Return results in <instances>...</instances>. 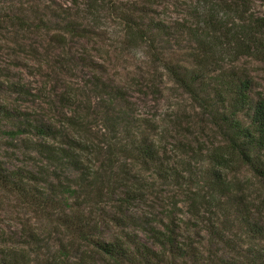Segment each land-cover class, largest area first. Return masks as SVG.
Segmentation results:
<instances>
[{"label":"trees","instance_id":"16d2710c","mask_svg":"<svg viewBox=\"0 0 264 264\" xmlns=\"http://www.w3.org/2000/svg\"><path fill=\"white\" fill-rule=\"evenodd\" d=\"M18 1L17 11L5 16L9 27L20 26L28 34L42 29L52 40L99 36L123 54L139 58L142 65L161 69L196 102L200 115L221 138L218 149L223 153L213 156L219 168L235 158L264 179V97L256 92L247 69L238 65L244 58L264 63V18L255 9V3L264 6V0H194V14L179 23L157 15V0L133 6L109 2L101 8L106 21L88 30L82 22L95 14H84L87 8L83 14L47 8L54 18L49 26L47 14H37L39 0ZM95 80L75 86L62 98L63 107L77 110L52 120L59 126L0 103V120L12 127L7 135L21 141L29 157L26 167L14 170L0 160V192L24 211L18 231L8 234L0 228V264H230L218 254L203 260L204 252L199 254L183 239L174 219L143 228L150 245L132 231L136 222L129 215L130 205L141 197L128 189L125 164L157 170L159 152L153 142L137 136L142 120L110 112L108 106L120 98ZM6 87L14 88L15 95L26 91L33 96L18 84ZM2 89L3 84L0 93ZM97 89L100 106L92 102ZM216 242L227 244L219 236Z\"/></svg>","mask_w":264,"mask_h":264},{"label":"rangeland","instance_id":"374dc122","mask_svg":"<svg viewBox=\"0 0 264 264\" xmlns=\"http://www.w3.org/2000/svg\"><path fill=\"white\" fill-rule=\"evenodd\" d=\"M140 1L39 0L41 12L37 14L42 17L47 14L50 26L54 18L47 8L56 12L61 7L68 8L76 14H83L87 8L84 14H95L87 15L82 22V27L87 29L106 21L101 8L107 3L133 6ZM157 1L154 10L169 21L187 22V14H194V0ZM18 2L0 0V88L3 84L0 103L59 126L52 120L73 115L77 110L72 104L63 107L62 98L77 85L102 80L107 91L117 93L120 98L118 103L108 106L110 112H123L129 118L142 120L137 136L140 141L153 142L159 152L157 170L131 161L125 164L126 178L131 181L127 183L128 189L141 197L130 205L129 215L136 222L132 231L150 245L143 228L161 226V222L174 219L181 226L183 239L199 254L204 252L203 260L207 254H218L230 264H264V179L256 177L235 158L219 168L213 156L223 153L218 149L222 140L214 135L215 129L207 123L208 118L200 115L196 102L161 69L142 65L139 58L123 54L99 36L52 40L42 29L28 34L20 26L9 27L5 16L17 11ZM255 9L264 18V6L256 2ZM39 23L35 22L41 26ZM93 32L98 34V30ZM54 40L58 43L52 45L50 41ZM89 57L90 61L82 63V58ZM73 58L75 61L70 64ZM238 65L247 69L256 92L264 97V63L244 58ZM12 83L24 87L33 96L26 91L21 96L13 94L14 88L6 87ZM97 90L92 102L100 106L96 97L101 95V89ZM11 128L8 121L0 120V160L7 169L14 170L26 167L29 157L23 154L21 141H12L7 135ZM131 130L132 125L127 127V133ZM91 164L90 161L89 167ZM115 188L118 189L117 185ZM23 212L10 196L0 192V228L8 234L18 231L23 220L19 214ZM39 226L49 230L46 224ZM107 232L106 237L110 238ZM214 232L216 237L212 235ZM218 236L226 240L225 246L217 245Z\"/></svg>","mask_w":264,"mask_h":264}]
</instances>
